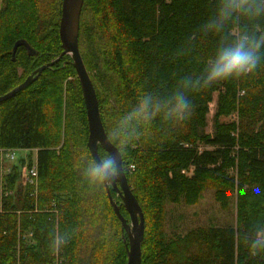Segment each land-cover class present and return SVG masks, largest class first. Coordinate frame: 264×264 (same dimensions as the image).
Returning <instances> with one entry per match:
<instances>
[{
	"label": "trees",
	"instance_id": "1",
	"mask_svg": "<svg viewBox=\"0 0 264 264\" xmlns=\"http://www.w3.org/2000/svg\"><path fill=\"white\" fill-rule=\"evenodd\" d=\"M215 3L84 1L78 46L105 133L109 115L124 109L141 90L163 95L186 76L199 73L201 58L215 47L214 39L200 32ZM60 15L61 0L1 1L0 97L60 55ZM259 28L264 30V21ZM20 40L37 55L19 46L12 57ZM214 93L218 96L209 135L204 131ZM189 100V120L178 126L155 122L122 159L144 216L141 264H264V252L252 254L247 247L254 226L264 222V68L192 92ZM234 113L238 126L218 121ZM87 138L81 90L67 56L0 103V150H26L20 162L27 168L35 164L38 173L36 186H23L17 155L10 164H0V264H126V235L104 186L82 179L91 159ZM101 151L98 147V154ZM207 188L224 209L238 191L236 226L198 229L183 241H164L166 202L194 205ZM4 189L13 195L5 198ZM110 194L128 220L119 197L112 189ZM29 229L33 237L20 241ZM61 235L67 239L58 243ZM189 238L196 252L184 245Z\"/></svg>",
	"mask_w": 264,
	"mask_h": 264
},
{
	"label": "clouds",
	"instance_id": "2",
	"mask_svg": "<svg viewBox=\"0 0 264 264\" xmlns=\"http://www.w3.org/2000/svg\"><path fill=\"white\" fill-rule=\"evenodd\" d=\"M261 21L264 0H216L200 26L201 34L214 39L215 47L201 58L199 73L186 76L163 95L141 90L124 109L110 114L107 133L97 142L102 151L93 153L84 165L83 181L89 185H115L122 173V159L155 122L178 126L191 118L190 93L251 76L264 68ZM66 239L64 235L56 237L58 243ZM247 247L252 254L264 252V222L254 226Z\"/></svg>",
	"mask_w": 264,
	"mask_h": 264
},
{
	"label": "water",
	"instance_id": "3",
	"mask_svg": "<svg viewBox=\"0 0 264 264\" xmlns=\"http://www.w3.org/2000/svg\"><path fill=\"white\" fill-rule=\"evenodd\" d=\"M1 1L2 0H0V8ZM84 1L85 0H61V15L58 26V37L62 52L55 60L35 70L25 79L22 84L8 92L6 95L1 96L0 103L13 98L17 93L29 87L45 70L52 68L64 56L69 57L70 64L75 71L79 83L81 96L86 111L88 127L86 147L90 157H92L93 153L98 154L99 145L97 142L101 140L106 133L100 118L97 96L91 83L89 74L84 66L78 46L79 21ZM19 46L24 47L27 54L30 56L37 55L36 51H34L25 41L20 40L13 46L12 57H14L16 49ZM105 147H107V145H105ZM121 168L122 173L120 175L119 182L115 185L104 186V188L106 190L110 206L116 218L119 220L123 232L126 235V239L124 240L126 244V264H141V244L144 237V216L138 201L132 194L128 185L122 166V161ZM110 188L119 197L121 204L128 215V220H126L120 214L118 205L111 197Z\"/></svg>",
	"mask_w": 264,
	"mask_h": 264
},
{
	"label": "rangeland",
	"instance_id": "4",
	"mask_svg": "<svg viewBox=\"0 0 264 264\" xmlns=\"http://www.w3.org/2000/svg\"><path fill=\"white\" fill-rule=\"evenodd\" d=\"M84 50H86V48ZM90 56L91 52L88 51L87 57ZM18 73L20 76L21 70H19ZM68 80H70V78ZM217 96L218 93H214L213 100L209 104V111L206 116L207 125L204 131L205 134L211 135L213 132ZM218 121L220 123L235 122L236 126L239 124L237 113L232 114L230 117H220ZM22 151L24 152L26 150ZM17 156L18 164L20 163L21 172H23L26 166L23 164L25 162L21 163L20 160L26 157V152L17 154ZM3 158L7 159L6 156ZM6 164H10V162L7 161ZM232 174H235V177L237 176L235 171ZM246 189L247 186H244L242 191H245ZM214 194L215 192L213 189L207 188L200 194L197 203L190 206L184 204H172L167 201L164 207V220L161 225V234L163 235L164 241L171 244L178 240L183 241L189 237L190 232L198 229L235 227L237 224L238 191H234L230 198L229 205L225 209L216 202ZM190 240L191 238L185 240L184 245L189 246V252H196L197 247L191 245V243L195 245L196 243ZM177 250L181 251V249Z\"/></svg>",
	"mask_w": 264,
	"mask_h": 264
},
{
	"label": "built area",
	"instance_id": "5",
	"mask_svg": "<svg viewBox=\"0 0 264 264\" xmlns=\"http://www.w3.org/2000/svg\"><path fill=\"white\" fill-rule=\"evenodd\" d=\"M25 152V151H24ZM19 153L17 150H0V164L3 162H6L5 160L9 162H13L16 159V155ZM6 156L7 159H4L3 157ZM4 172V170H1L0 172ZM6 172H9L8 168ZM37 178H38V173H37V167L35 164H32L28 168L26 167L25 170L23 171V174L21 176V183L23 186H36L37 184ZM4 194L3 196L6 198L8 196L13 195V191H7V189L3 190ZM36 208V205H34ZM22 211H18L20 214ZM36 212V209L35 211ZM33 237V232L31 229L25 231L23 234H21L18 238L21 241H27Z\"/></svg>",
	"mask_w": 264,
	"mask_h": 264
},
{
	"label": "bare ground",
	"instance_id": "6",
	"mask_svg": "<svg viewBox=\"0 0 264 264\" xmlns=\"http://www.w3.org/2000/svg\"><path fill=\"white\" fill-rule=\"evenodd\" d=\"M111 189V188H110ZM125 218V217H124Z\"/></svg>",
	"mask_w": 264,
	"mask_h": 264
}]
</instances>
